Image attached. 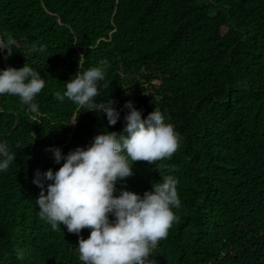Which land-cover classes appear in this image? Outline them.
I'll list each match as a JSON object with an SVG mask.
<instances>
[{"label":"trees","instance_id":"16d2710c","mask_svg":"<svg viewBox=\"0 0 264 264\" xmlns=\"http://www.w3.org/2000/svg\"><path fill=\"white\" fill-rule=\"evenodd\" d=\"M9 37L0 69L27 63L46 85L38 114L0 96V142L15 155L0 172V264H82L78 242L91 230H53L34 180L60 167L52 148L67 154L105 127L122 131L129 100L142 118L159 108L180 134L170 159L137 161L117 182L116 195H142L178 180V219L152 264H264V0H0V38ZM105 61L95 99L121 110L114 126L55 98Z\"/></svg>","mask_w":264,"mask_h":264},{"label":"clouds","instance_id":"9594fccd","mask_svg":"<svg viewBox=\"0 0 264 264\" xmlns=\"http://www.w3.org/2000/svg\"><path fill=\"white\" fill-rule=\"evenodd\" d=\"M14 47L13 38H0V52L5 59L13 54ZM107 67L105 61L78 71L62 93H55V98H67L84 111L102 112L108 125H116L121 110L114 107L115 102L110 99L99 104L95 99L101 96L99 82L105 80ZM45 85V79L27 63L20 68L0 69V96L19 97L32 113H39L34 101ZM123 108L128 111L122 131H108L105 127L87 146H77L67 154L58 146L52 148L54 162L60 167L55 171L49 168L43 180H34L41 188L35 200L39 215L53 230L61 224L69 233L91 230L87 239L81 236L78 242L82 264H152V252L178 219L174 211L181 207L178 180L171 175L161 178L142 195L126 188L115 194L117 182L134 174L135 162L152 164L170 159L180 143V134L166 122L159 108L143 118L142 110L133 101H126ZM77 118L70 123L75 125ZM14 159L9 147L0 142V172L6 171ZM45 181H50L46 193Z\"/></svg>","mask_w":264,"mask_h":264}]
</instances>
